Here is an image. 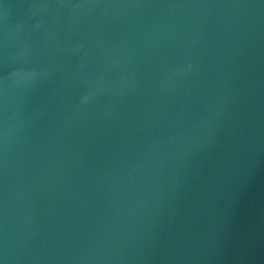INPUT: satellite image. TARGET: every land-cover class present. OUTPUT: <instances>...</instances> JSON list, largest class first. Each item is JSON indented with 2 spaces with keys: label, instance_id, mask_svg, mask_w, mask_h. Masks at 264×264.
Segmentation results:
<instances>
[{
  "label": "water",
  "instance_id": "obj_1",
  "mask_svg": "<svg viewBox=\"0 0 264 264\" xmlns=\"http://www.w3.org/2000/svg\"><path fill=\"white\" fill-rule=\"evenodd\" d=\"M0 264H264V0H0Z\"/></svg>",
  "mask_w": 264,
  "mask_h": 264
}]
</instances>
